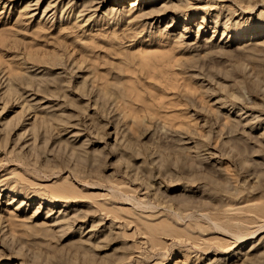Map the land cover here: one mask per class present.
Listing matches in <instances>:
<instances>
[{
	"label": "rangeland",
	"instance_id": "obj_1",
	"mask_svg": "<svg viewBox=\"0 0 264 264\" xmlns=\"http://www.w3.org/2000/svg\"><path fill=\"white\" fill-rule=\"evenodd\" d=\"M0 264H264V0H0Z\"/></svg>",
	"mask_w": 264,
	"mask_h": 264
},
{
	"label": "bare ground",
	"instance_id": "obj_2",
	"mask_svg": "<svg viewBox=\"0 0 264 264\" xmlns=\"http://www.w3.org/2000/svg\"><path fill=\"white\" fill-rule=\"evenodd\" d=\"M132 1H134V0H132ZM132 5H134V4H132ZM166 9L168 10V6L166 7ZM252 31H253V33H254V32L258 31V30H257L256 27H254V28L252 29ZM190 180H192V179H190Z\"/></svg>",
	"mask_w": 264,
	"mask_h": 264
}]
</instances>
